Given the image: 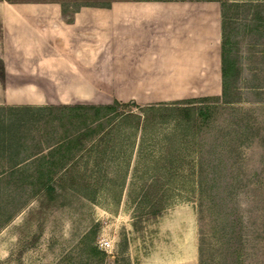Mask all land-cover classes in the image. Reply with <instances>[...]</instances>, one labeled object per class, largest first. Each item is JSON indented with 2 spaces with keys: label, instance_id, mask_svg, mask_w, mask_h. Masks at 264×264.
I'll return each mask as SVG.
<instances>
[{
  "label": "rangeland",
  "instance_id": "374dc122",
  "mask_svg": "<svg viewBox=\"0 0 264 264\" xmlns=\"http://www.w3.org/2000/svg\"><path fill=\"white\" fill-rule=\"evenodd\" d=\"M48 1L60 2L68 21L82 6L94 7V11L97 7L108 31L110 7L117 0ZM219 3L224 9L221 51L223 45L233 62L226 94L222 88L219 93L212 89L131 91L135 100L127 101L137 100L143 109L134 103L114 104L115 115L121 110L125 115L104 118L103 126L74 146L64 164L55 165L82 173L74 188L58 186L55 201L41 207L31 185L15 190L1 186L0 214L12 209V218L4 220L8 212L0 215V264H111L114 259L118 264H199L203 237L205 245L208 241L212 245L205 255L211 264L212 251L215 264H264V0ZM95 16L90 14L89 31L96 28ZM205 22L201 24L204 29L209 25ZM13 37L0 31V54H5L0 57V76L8 84L0 87V105L107 104L122 92L111 81V34L88 35L89 67H84L88 72L73 75L95 83L84 92L64 84L58 90L54 77L29 72L27 66L18 68ZM9 60L11 69L6 65ZM61 76L62 80L69 77ZM26 84L39 89L17 87ZM141 92L152 100L142 102ZM202 96L209 97L197 103L209 105L211 112L213 106V113L199 125L193 143L194 130L170 118L166 105H188L186 98ZM153 103L156 106H148ZM2 113L8 111L0 109ZM40 115L27 114L18 126L14 124L20 134L14 146L20 155H32L28 161L18 159L19 164L34 166L64 131L58 119ZM172 133L182 141L166 151L165 136ZM174 155L177 159L168 162ZM167 163L174 170L173 180L165 184L167 208L156 219L142 221L138 230L132 223L134 198L142 191L141 175L155 167L162 171ZM9 164L0 161V167ZM198 167L207 171L201 184ZM7 191L10 194L5 197ZM232 230H239L242 244L238 254L228 255L225 261L221 250ZM89 240L106 252L104 259L88 256ZM106 240L111 244L104 248Z\"/></svg>",
  "mask_w": 264,
  "mask_h": 264
},
{
  "label": "crops",
  "instance_id": "0c3cea01",
  "mask_svg": "<svg viewBox=\"0 0 264 264\" xmlns=\"http://www.w3.org/2000/svg\"><path fill=\"white\" fill-rule=\"evenodd\" d=\"M188 1H114L110 7L109 28L105 31L104 16L97 7L94 11V7L82 6L72 14L73 20L68 21L58 1L0 0V31L6 36L16 35L13 39L18 68L27 66L29 72L54 77L58 90L63 84L65 88L71 86L82 92L95 86L93 81L73 75L88 72L85 70L89 67L88 47H85L88 35L103 37L107 32L112 39V85L122 91L115 95L116 99L135 100L131 91L153 88L212 89L219 93L222 88L221 5L217 0ZM90 14L96 15V28L91 31ZM204 19L206 25L209 23L205 29L201 27ZM204 38L205 42L201 43ZM12 64L7 61V68L11 69ZM63 74L69 75L67 80H62ZM78 82L76 87L72 85ZM4 85H8L7 80L0 76V87ZM17 87L39 89L34 84ZM141 95L142 102L152 100L145 92Z\"/></svg>",
  "mask_w": 264,
  "mask_h": 264
},
{
  "label": "trees",
  "instance_id": "16d2710c",
  "mask_svg": "<svg viewBox=\"0 0 264 264\" xmlns=\"http://www.w3.org/2000/svg\"><path fill=\"white\" fill-rule=\"evenodd\" d=\"M224 2L225 0H218ZM224 16V9L222 7V18ZM222 37L224 35L222 34ZM223 44V43H222ZM222 60V94H226L229 85L230 73L233 70V62L229 60L226 55L223 45L221 51ZM209 96H202L199 99L197 97L186 98L188 105H166L170 106L167 111V115L174 119L177 123H186V126L192 128V141L197 142V130L199 125L208 121L213 113L209 109V105L197 103L198 101H205ZM136 101H119L114 99L112 103L107 104H86V103H48L43 105H0L2 111H8L7 114H0V161L7 160L10 162L9 165H3L0 167V187L3 185H9V188L17 189L19 187L31 185L33 193L39 197V203L41 207L48 206L50 203L55 201L58 192L57 187L59 186L62 190L72 187L77 180L82 178V173H77L71 166L64 169H58L55 167L59 162L64 164L69 156H71V151L74 146H76L82 140H85L90 135L94 134L96 131L103 126L102 120L104 118L124 116L126 111L121 110L120 113L115 115V105L128 106L130 103H135ZM115 104V105H114ZM165 104V103H160ZM176 104V103H171ZM140 109L143 106L137 104ZM148 106H156V103L149 104ZM176 106V107H175ZM162 109V108H159ZM114 112V113H112ZM41 114L47 117L56 118L60 121V124L64 126V131L61 136L56 139L54 145L48 149L42 157L37 159V163L29 167V164H19V160L28 161L31 156L27 153L24 156L20 155L18 152V147L15 144L19 143L20 134L17 133L14 124L18 126V122L23 120L24 116L27 114ZM40 115V116H41ZM137 119L139 115H135ZM138 123V120L136 124ZM176 136V135H175ZM174 134H169L165 136L166 151L173 143L182 141V137H175ZM190 137V138H191ZM19 146V145H18ZM16 150V151H15ZM59 154L58 157L54 155ZM176 155V153H174ZM167 158L168 162H172L177 159V157ZM45 156H47L45 158ZM36 158L32 161H35ZM15 162V163H14ZM170 164L164 166L162 171L156 170L147 173L145 176L141 175V186L142 190L135 201L134 207V220L133 227L136 229L142 228V221L144 220H154L167 208L169 203L167 197V185L169 181H172L173 169L169 167ZM198 174L200 176V184L203 182L202 179L207 177V171L203 167H198ZM11 185V186H10ZM172 185V184H171ZM74 188V187H72ZM10 192H6V196H9ZM139 196V197H138ZM0 200H2L0 198ZM7 215H5L4 220H9L12 218V209H10ZM6 212L4 214H6ZM14 212V210H13ZM4 214H0L4 216ZM227 234V232H225ZM205 236V235H203ZM224 248L221 250L222 260L227 261L228 255L238 254L239 245L241 246V233L233 230L226 235ZM202 243L199 245V264H211L207 260L206 254H210L211 247L209 241L205 245V237H203ZM88 256L92 259L102 260L106 257V252L100 248L94 241H86L85 246ZM225 249V250H224ZM212 264H215L213 251H212ZM111 264H118L117 259Z\"/></svg>",
  "mask_w": 264,
  "mask_h": 264
},
{
  "label": "built area",
  "instance_id": "2783aa9c",
  "mask_svg": "<svg viewBox=\"0 0 264 264\" xmlns=\"http://www.w3.org/2000/svg\"><path fill=\"white\" fill-rule=\"evenodd\" d=\"M110 244H111V243H110L109 241L106 240V241L104 242V248H106L107 246H110Z\"/></svg>",
  "mask_w": 264,
  "mask_h": 264
},
{
  "label": "water",
  "instance_id": "95a60500",
  "mask_svg": "<svg viewBox=\"0 0 264 264\" xmlns=\"http://www.w3.org/2000/svg\"><path fill=\"white\" fill-rule=\"evenodd\" d=\"M107 261L109 262L110 261V258H108Z\"/></svg>",
  "mask_w": 264,
  "mask_h": 264
}]
</instances>
